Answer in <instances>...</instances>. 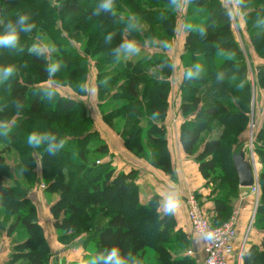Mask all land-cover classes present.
I'll return each instance as SVG.
<instances>
[{
  "label": "trees",
  "instance_id": "1",
  "mask_svg": "<svg viewBox=\"0 0 264 264\" xmlns=\"http://www.w3.org/2000/svg\"><path fill=\"white\" fill-rule=\"evenodd\" d=\"M100 2L0 0L4 22L0 34L21 15L29 17L26 23L35 24L31 32H20L16 48L0 47V68H16L12 77L0 81V208L4 210L0 229L14 215L5 227L7 235L18 226L27 233L24 241L13 245L5 264H49L50 247L37 209L27 197L39 178L37 163L45 192L57 196L49 210L59 240L68 241L84 232L83 245L92 244L93 251L76 264L106 255L113 247L120 249L128 264H196L170 246L180 242L184 249L191 240L176 228L172 215L157 210V197L140 202L136 171L117 172L110 161H93L96 154L106 155L109 150L93 128L84 102L40 86L52 79L83 95L86 57L93 58L99 88L102 92L114 88L102 107L117 100L115 107L103 111V121L123 137L129 152L171 174L164 125L170 89L165 50L140 59H118L116 49L128 40L146 37L143 22L157 24L154 37L168 44L175 27L174 8L170 0H115V16L104 12L97 16L94 11ZM188 4L182 57L186 73L180 85L184 120L179 140L212 186L215 215L210 218L204 211L212 225H219L230 217L239 189L232 157L246 150L239 140L249 120L252 91L247 61L234 39L226 8L219 0H188ZM239 6L251 47L260 60L253 67L256 84L264 88V0H242ZM69 40L80 43L82 52ZM40 41H49L54 51L30 53L29 48ZM52 63L59 67L50 76ZM153 66L162 69L160 79L149 75ZM49 90L54 92L51 99L46 95ZM33 132L48 133L55 137L52 143L63 141L64 146L55 152L47 150L49 141L30 146L27 136ZM254 141V152L264 168V124ZM1 152H9L16 160L17 176ZM258 180L261 194L254 224L264 231V169ZM243 263L264 264V236L243 257Z\"/></svg>",
  "mask_w": 264,
  "mask_h": 264
},
{
  "label": "crops",
  "instance_id": "2",
  "mask_svg": "<svg viewBox=\"0 0 264 264\" xmlns=\"http://www.w3.org/2000/svg\"><path fill=\"white\" fill-rule=\"evenodd\" d=\"M240 18L237 24L243 31L242 26L246 25L242 21L243 17L241 16ZM231 30L234 32V25H231ZM236 40L238 41V39ZM252 57L255 58V61H253L254 64L260 61L255 55ZM177 61L179 62V59H177ZM179 82L180 76L177 79V84ZM178 90H180V87ZM180 104L181 97L179 91V97L176 98V102L172 108V104H169L167 115L164 120L167 148L172 168L171 174H167L151 166L145 160L136 157L125 149L121 137L104 124L101 118L94 119V123L95 129L99 132L102 140L109 148L110 155L105 158L104 161H110L117 172L136 171V184L138 186L140 202L147 203L152 196H156L158 202L157 210L160 213L172 215L176 221V228L192 235L191 249L195 251L200 248V239L191 232V227L186 215L184 196L188 191H194L210 218L215 215V204L210 194L209 186L199 172L198 164L194 161L193 157L186 155L181 147L179 135L180 126L184 118H182L180 114ZM169 193L175 194L180 201L179 207L175 212H167L164 208L165 197ZM241 194L245 195L241 197ZM39 198L40 197L35 196L32 202L36 206L39 223L43 226L48 244L53 251V258L50 260V264H54L55 261L59 264L81 262L83 256L87 252L81 245L79 238L71 241L69 244H61L57 240L56 232L53 227V218L49 214V210L47 212L43 210V203L40 207ZM42 210L45 213H42ZM253 210L254 202L253 197H251L249 193V189H241L239 196L233 201L231 207V215L234 212L236 213L237 234L234 241L235 250L230 258V264H244L243 257L249 253L253 246H259L264 236V231L256 228L254 224L255 220H251ZM0 219L2 218L0 217ZM12 242L13 235H7L5 227L0 229V264H5L7 262L11 253Z\"/></svg>",
  "mask_w": 264,
  "mask_h": 264
},
{
  "label": "rangeland",
  "instance_id": "3",
  "mask_svg": "<svg viewBox=\"0 0 264 264\" xmlns=\"http://www.w3.org/2000/svg\"><path fill=\"white\" fill-rule=\"evenodd\" d=\"M219 2L226 8L227 12L232 9V6H233L232 0H219ZM238 7H239V13L234 14L231 18L229 16L228 17H229V21H230V26L234 25V32H233L234 39L235 40L238 39V41L237 40L236 41L239 44L240 49L242 50V53L244 54L245 59L247 61L248 79H249L250 84H251L252 95H251V101H250L249 120H248V123H247L244 131L241 133V135H240L241 138L239 140L240 142L243 143V146H245V149H246L245 153L249 157L250 156L249 152L251 151V149L254 152L255 144H257V142L255 143L254 140H256V134L258 132V129L261 128L264 124V88L258 87L256 84L255 74L253 72L254 71L253 70V67H254L253 61H255V58L252 57L255 54L253 53V49H252L250 41H249V36L247 34V31H246V26H242V29H243V31H242L241 27L238 26V24H237L239 21V18L241 16L243 17V11L240 8V6H238ZM188 9H189V4H188V0H187L186 4H184V7L181 10H176V9L173 10L175 12V15H176L175 27H174L173 34H172L168 44H164L162 41H160L159 39H156L154 37L153 33L156 32L157 27H159L157 24H149L147 22H143L141 24V29L145 32L146 37L142 35V38H140L141 40L136 41L138 44V47H139V51L135 55H127L125 53H122V55H120L122 59H126V58L140 59L141 57H143V55L147 54L149 56V53H152L156 50H160V49L165 50V54H166L167 59H168L169 64H170V70H169V76L167 78H166V76H163V77H164V79L166 78L168 80L169 85H170L169 95H168V107H169V104L170 105L172 104L171 108L173 107L174 103L176 102V98L179 97V91L180 90H178V88L180 87V85H181L180 82L183 81L184 75L186 73L185 72V66H184L185 61H184V58H182V57L185 53V24L187 22L186 16H187V13L189 11ZM240 20H241V18H240ZM242 21L244 24H246L244 21V18L242 19ZM236 27H237V29H236ZM148 39L151 42L150 44H148ZM70 43L77 51L82 52L80 43H77L74 40H71ZM37 44L43 45V42L40 41ZM50 44L51 43L48 41L46 44L47 47L44 48L43 50L44 51L47 50L48 53L50 51H54L55 46L52 44H51V46H49ZM219 55H221V54H217V56H219ZM86 58H87V76L85 79V87L87 88V92L83 93V95L77 94L75 91H73L68 86L55 83L52 79H48L47 81L41 83L40 86L42 88H45V87L55 88L62 96L67 97V96L72 95L74 97H77L82 102H84V104L87 107L88 115L92 120L93 128L95 129L94 119L96 120L97 118H101L102 122L104 124H106L102 119V113H103V111L104 112L109 111L110 109L115 107L117 100H112V101H110L109 106L102 107V103L108 99L110 92L114 88L112 87L107 92H102V90H101V88H99V84H98L99 83V80L97 78L98 71H97V68L95 65V61L93 58H90L89 56H87ZM177 59H179V62L177 61ZM195 64L197 65L196 62H195ZM179 65H180V67H179ZM204 69H207V68H204ZM148 73H149V75L153 74L154 76H157V79H160L163 75L162 69L159 66L150 67L148 69ZM178 75L180 76V82H179L180 84L179 83L177 84V79L179 78ZM103 79L104 78L101 77L100 80H103ZM180 97H181V95H180ZM180 114H181V112H180ZM181 116H182V118H184V116L182 114H181ZM251 122L254 124V128H250L249 124ZM110 129L121 137V139L123 140V144H124L123 137L116 130H114L112 128H110ZM100 138L102 139L101 136H100ZM107 147H108V145H107ZM125 149H127V148L125 147ZM1 153H2V155L5 156V159L9 165L10 171L13 173L14 176H17L18 171H17L16 166H15L17 163L16 160L11 157L9 152H6V153L1 152ZM254 154H255V162H256L255 171H256L257 189L253 192V190L250 187L247 188V189H249V193L251 194V197H253V202H254V210H253L251 220L252 219L255 220L256 209H257V205L259 203V198H260V194H261L258 175H259V172L261 171V169H264V168H262V164L260 162V159L258 158V156H256L255 152H254ZM109 155H110L109 151L106 153V155H97L96 154V156H95L96 158H94L93 161L96 160L95 162H96V164H98V163L104 161L105 158L109 157ZM136 157H138V156H136ZM138 158H140V157H138ZM97 159H99V160H97ZM141 159H143V158H141ZM143 160H145V159H143ZM40 169H41L40 164L37 163L36 170H37V174H38L39 178L37 177V182H35V184L31 186L30 191L27 194V197L29 198V200H31V202L35 196L40 197L39 198L40 207L42 206V203H43L44 204L43 210H46V212H47L49 210L51 204L56 200L57 196H56V194H48L45 192V187L43 185H46V184L40 178V172H41ZM209 189H210V193H212L211 192L212 191L211 185H209ZM241 189H243V188L239 187V189L237 190L235 198H233V201H235L236 198L239 196V192ZM244 195L245 194H241V197H243ZM43 210L41 212L45 213V212H43ZM3 211H4L3 208H0V214ZM49 214L52 217L50 210H49ZM13 217H14V215H11L7 218L8 222L5 224V227H7L8 223L10 221H12ZM55 232H56L57 240L61 244H69V243H71V241L79 238L81 245L83 246V248L87 252L85 255H88V253L93 251L92 244L88 243V244H86V246L83 245V241L85 240L84 239L85 238L84 232H82L80 234L79 233L76 234L77 236L74 237L73 239L71 237L72 240L69 239L71 241L59 240L58 235H57V231L55 230ZM184 234H186L189 237V241L191 240V242H192V235L187 234L185 232H184ZM11 235H13V242H12L13 243L12 247H13L14 244L24 241V239L27 236V233L20 226H18L16 228V230H14V232ZM185 245L187 246V244H185ZM170 246L172 247V249H175V250L181 252L180 254L184 253L182 255L188 256L191 259H193L196 262V264H199V261L201 259L199 254H196V253L192 254V255L187 254V251L189 249H191V245L182 249V244L180 242H176L174 244L173 243L170 244ZM12 247H11V249H12ZM50 251H51L50 252L51 255L49 257V264H50V260L53 258V251L51 250V248H50ZM19 263H21V262H19ZM79 263H81V262H79ZM72 264H76V263H72Z\"/></svg>",
  "mask_w": 264,
  "mask_h": 264
},
{
  "label": "clouds",
  "instance_id": "4",
  "mask_svg": "<svg viewBox=\"0 0 264 264\" xmlns=\"http://www.w3.org/2000/svg\"><path fill=\"white\" fill-rule=\"evenodd\" d=\"M187 0H170V6H172L176 10H181L186 4ZM233 6L230 11L227 12L228 16L231 18L234 14L239 13V5L242 3V0H232ZM115 8V0H101L94 11V15H100L102 12L110 13L111 15L115 16L116 12ZM29 17L26 15H21L18 17V21L13 23L9 21L7 24V30L0 34V47L5 48H16L19 39H20V32H31L32 29L35 27V24H28ZM129 19H134V17H129ZM4 22L0 20V25ZM135 27V24L131 25ZM111 35H109L108 40H111ZM47 45H38L33 44L31 48H29L30 53L42 51L46 48ZM139 51L138 44L135 40L126 41L116 49L117 58L119 59L121 53H125L127 55H135ZM59 67L58 63H52L48 66L49 75H53ZM16 71L14 65H8L6 67L0 68V81H5L12 77ZM191 75V72H189ZM83 91L87 92V88L85 87ZM47 97L51 99L54 95L52 90L47 91ZM45 141H49L48 144V151L55 152L57 147H63L64 142L61 141L59 145H55L52 143L55 141V137L51 136L48 133L45 134H37L35 132L28 134L27 136V143L30 146H39ZM180 201L178 197L173 194L169 193L165 197L164 208L167 212H175L179 207ZM131 256V254H129ZM102 262V264H128V259H126L122 254L119 248L113 247L110 251L107 252L106 255H101L99 257H93L91 260L86 261L85 264H97V262Z\"/></svg>",
  "mask_w": 264,
  "mask_h": 264
},
{
  "label": "built area",
  "instance_id": "5",
  "mask_svg": "<svg viewBox=\"0 0 264 264\" xmlns=\"http://www.w3.org/2000/svg\"><path fill=\"white\" fill-rule=\"evenodd\" d=\"M249 126L250 128H254L252 122ZM249 155L248 157L245 153V158L252 164L255 170V154L252 149ZM250 188L253 192L257 189L256 171L255 182ZM184 204L191 232L200 239V248L195 251L189 249L187 254H199L201 257L199 264H230V258L235 250L234 241L237 234L236 213H232L221 224L212 225L194 191H188L186 193L184 196Z\"/></svg>",
  "mask_w": 264,
  "mask_h": 264
},
{
  "label": "water",
  "instance_id": "6",
  "mask_svg": "<svg viewBox=\"0 0 264 264\" xmlns=\"http://www.w3.org/2000/svg\"><path fill=\"white\" fill-rule=\"evenodd\" d=\"M233 165L238 177V186L241 188H249L255 182V170L251 163L245 158V153L240 150L232 157ZM54 264H59L55 261Z\"/></svg>",
  "mask_w": 264,
  "mask_h": 264
}]
</instances>
